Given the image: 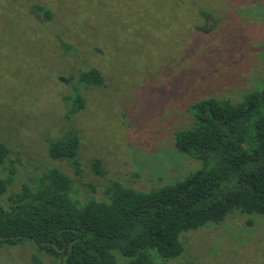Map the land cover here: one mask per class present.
Listing matches in <instances>:
<instances>
[{"label":"rangeland","instance_id":"rangeland-1","mask_svg":"<svg viewBox=\"0 0 264 264\" xmlns=\"http://www.w3.org/2000/svg\"><path fill=\"white\" fill-rule=\"evenodd\" d=\"M89 68L102 84L79 83ZM259 90L264 0H0V143L10 149L0 177L15 172L0 205L49 167L74 178L72 198L81 203L106 199L114 181L141 191L180 181L201 165L174 147L175 131L195 123L191 104L238 103ZM77 94L84 108L67 118ZM68 128L80 139L78 168L48 155V141ZM180 239L179 256L151 250L153 262L260 264L264 216L233 211ZM113 254L118 264L128 260ZM0 264L59 258L22 240L0 244Z\"/></svg>","mask_w":264,"mask_h":264},{"label":"trees","instance_id":"trees-1","mask_svg":"<svg viewBox=\"0 0 264 264\" xmlns=\"http://www.w3.org/2000/svg\"><path fill=\"white\" fill-rule=\"evenodd\" d=\"M79 79L80 84L103 83L91 68L81 71ZM65 105L69 118L84 108V99L77 94ZM191 109L195 123L175 131L174 147L201 165L184 179L149 191L114 181L104 190L106 199L91 197L81 203L72 198L74 178L49 167L35 188L24 185L8 195L7 207L0 205V244L32 241L57 256L59 264H118L114 251L128 259L122 264H155L151 250L163 259L182 253L183 232L218 224L233 211L264 216V90L238 103L201 98ZM79 146L78 135L68 128L48 141V155L78 168ZM9 153L0 143L1 167ZM93 167L103 173L99 159ZM14 174L10 169L0 177V195Z\"/></svg>","mask_w":264,"mask_h":264}]
</instances>
